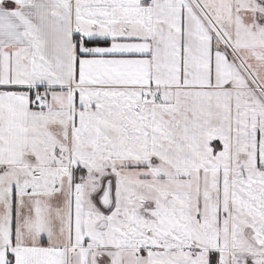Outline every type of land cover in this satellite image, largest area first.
<instances>
[{
    "label": "snow or ice",
    "instance_id": "6c2138e0",
    "mask_svg": "<svg viewBox=\"0 0 264 264\" xmlns=\"http://www.w3.org/2000/svg\"><path fill=\"white\" fill-rule=\"evenodd\" d=\"M0 264H264V0H0Z\"/></svg>",
    "mask_w": 264,
    "mask_h": 264
}]
</instances>
